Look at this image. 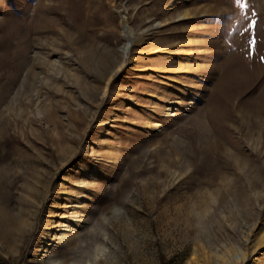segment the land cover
<instances>
[{"label":"rangeland","instance_id":"1","mask_svg":"<svg viewBox=\"0 0 264 264\" xmlns=\"http://www.w3.org/2000/svg\"><path fill=\"white\" fill-rule=\"evenodd\" d=\"M0 255L264 264V0H0Z\"/></svg>","mask_w":264,"mask_h":264},{"label":"trees","instance_id":"2","mask_svg":"<svg viewBox=\"0 0 264 264\" xmlns=\"http://www.w3.org/2000/svg\"><path fill=\"white\" fill-rule=\"evenodd\" d=\"M12 261L8 260V259H5L4 257H2L0 255V263L2 264H11Z\"/></svg>","mask_w":264,"mask_h":264},{"label":"bare ground","instance_id":"3","mask_svg":"<svg viewBox=\"0 0 264 264\" xmlns=\"http://www.w3.org/2000/svg\"><path fill=\"white\" fill-rule=\"evenodd\" d=\"M128 32V31H127ZM128 34H130V32H128ZM126 49H128L127 47H126ZM125 49V50H126ZM44 67V66H43ZM45 68L49 71V68H51L50 66H45Z\"/></svg>","mask_w":264,"mask_h":264}]
</instances>
